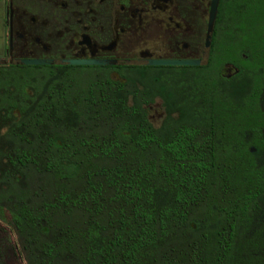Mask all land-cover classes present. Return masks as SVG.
<instances>
[{
  "label": "trees",
  "instance_id": "16d2710c",
  "mask_svg": "<svg viewBox=\"0 0 264 264\" xmlns=\"http://www.w3.org/2000/svg\"><path fill=\"white\" fill-rule=\"evenodd\" d=\"M239 21L236 78L182 90L0 66V264H264V8Z\"/></svg>",
  "mask_w": 264,
  "mask_h": 264
},
{
  "label": "flooded vegetation",
  "instance_id": "af4514ba",
  "mask_svg": "<svg viewBox=\"0 0 264 264\" xmlns=\"http://www.w3.org/2000/svg\"><path fill=\"white\" fill-rule=\"evenodd\" d=\"M212 4L213 0H0V66L94 70L92 77L121 84L129 79L140 83L150 71H178L186 81L192 79L185 74L191 71L203 81L208 74L232 80L237 65L254 53L256 44L239 40V17L264 8V0H219L210 27ZM164 59L199 64H150ZM153 81L165 83V75ZM149 107L157 113L151 120L160 125L165 116L161 95Z\"/></svg>",
  "mask_w": 264,
  "mask_h": 264
},
{
  "label": "rangeland",
  "instance_id": "374dc122",
  "mask_svg": "<svg viewBox=\"0 0 264 264\" xmlns=\"http://www.w3.org/2000/svg\"><path fill=\"white\" fill-rule=\"evenodd\" d=\"M46 72H47L46 68L40 69V68L25 67V68H23V71L20 72V74L23 77L29 76V77H33L35 79H38L41 76H43ZM154 73H155L154 71L148 72V74H146L143 77L144 82H146V80L150 79V76ZM70 74L74 79L77 80V82L84 85L89 79H91L92 75L95 74V71L94 70H83V71L73 70L70 72ZM157 74L165 75V78H166L165 83L170 84V86L174 87L177 90H182V86L180 84V82H181L180 79L184 80V78H185L184 74H183L184 78L180 77L181 74H179L178 71H174V72L173 71H164L161 73L158 72ZM185 74L188 77H189V75H190V77L191 76L197 77V76H195V72H193V71H191V73H185ZM151 116H154V117L157 116V113H156L154 108L151 109ZM157 125H159V124H157ZM11 238H12V241L15 242V237L13 234H12ZM8 264H25V262H24V260L19 258L18 260H11Z\"/></svg>",
  "mask_w": 264,
  "mask_h": 264
},
{
  "label": "water",
  "instance_id": "95a60500",
  "mask_svg": "<svg viewBox=\"0 0 264 264\" xmlns=\"http://www.w3.org/2000/svg\"><path fill=\"white\" fill-rule=\"evenodd\" d=\"M219 0H213L212 4V10H211V16H210V27H213L215 16H216V10L218 6ZM26 64H44L46 63L45 60H23ZM69 63L71 64H94L99 63V61H93V60H69ZM150 64L152 65H196L199 64V61L194 60H151Z\"/></svg>",
  "mask_w": 264,
  "mask_h": 264
}]
</instances>
